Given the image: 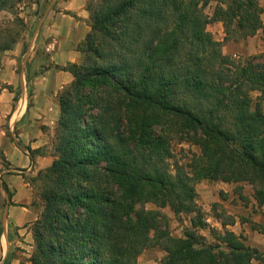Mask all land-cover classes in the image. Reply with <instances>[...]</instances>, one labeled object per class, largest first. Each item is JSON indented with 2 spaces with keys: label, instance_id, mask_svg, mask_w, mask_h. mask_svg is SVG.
I'll return each instance as SVG.
<instances>
[{
  "label": "trees",
  "instance_id": "16d2710c",
  "mask_svg": "<svg viewBox=\"0 0 264 264\" xmlns=\"http://www.w3.org/2000/svg\"><path fill=\"white\" fill-rule=\"evenodd\" d=\"M22 1L0 0V13ZM87 10L81 60L62 67L73 80L58 94L55 159L30 180L43 207L31 264H137L153 247L162 264H264L225 222L215 243L199 233L209 225L196 189L247 183L264 205V53L223 51L264 29L260 1L89 0ZM23 26L0 24V69ZM183 142L199 148L187 163L174 152ZM166 207L191 215L183 236Z\"/></svg>",
  "mask_w": 264,
  "mask_h": 264
},
{
  "label": "crops",
  "instance_id": "0c3cea01",
  "mask_svg": "<svg viewBox=\"0 0 264 264\" xmlns=\"http://www.w3.org/2000/svg\"><path fill=\"white\" fill-rule=\"evenodd\" d=\"M88 1L37 0L28 5L21 14L26 31L2 59L0 264H31V225L41 208L34 204L30 180L55 159L58 94L73 80L62 67L81 60L77 45L91 29ZM259 1L264 8V0ZM216 24L223 28L222 22ZM223 51L245 57L264 53V29L253 37L224 45ZM20 58L24 60L18 71ZM234 184L218 181L216 185L228 191Z\"/></svg>",
  "mask_w": 264,
  "mask_h": 264
},
{
  "label": "rangeland",
  "instance_id": "374dc122",
  "mask_svg": "<svg viewBox=\"0 0 264 264\" xmlns=\"http://www.w3.org/2000/svg\"><path fill=\"white\" fill-rule=\"evenodd\" d=\"M35 1L37 0H23L15 9L1 12L0 24L5 26L16 17L22 18L21 14L25 12L26 7ZM213 6L208 7L207 12H212ZM209 30L216 39H221L224 36V28L216 23L211 24ZM25 31L26 24L24 22L19 41ZM24 47L26 48V45ZM10 50L3 52L1 58L4 59V56L8 55ZM23 60L24 58H20L18 62V71L22 68ZM2 85L4 84L0 81V87ZM174 152L176 159L180 160L181 163H187L190 154L199 152V148L183 142L174 146ZM216 184L217 181L204 180L196 186L198 192L197 203L202 208L204 217L209 225L207 228L199 229V233L204 235L208 242L215 243L216 232L223 231L222 222H225L228 225L226 228L242 235L247 245L257 246L264 253V234L251 228L252 223L264 226V205L260 206L254 199L252 186L247 183H239L230 186V189L225 191V189L217 187ZM34 193L35 205H39L42 211L43 207L36 189H34ZM146 207L148 209L156 208L151 203L147 204ZM162 210L169 218V229L172 235L183 236L185 231L191 227V215H176L169 207ZM255 218H258V220H255ZM33 249L31 250L33 251ZM165 256L166 252L160 247L149 248L138 257L137 264H162ZM254 264H258V262L254 261Z\"/></svg>",
  "mask_w": 264,
  "mask_h": 264
}]
</instances>
